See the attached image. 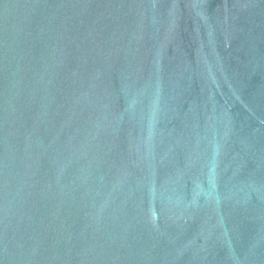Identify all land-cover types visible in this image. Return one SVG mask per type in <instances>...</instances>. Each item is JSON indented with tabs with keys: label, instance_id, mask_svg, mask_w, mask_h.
<instances>
[{
	"label": "water",
	"instance_id": "95a60500",
	"mask_svg": "<svg viewBox=\"0 0 264 264\" xmlns=\"http://www.w3.org/2000/svg\"><path fill=\"white\" fill-rule=\"evenodd\" d=\"M0 264H264V0H0Z\"/></svg>",
	"mask_w": 264,
	"mask_h": 264
}]
</instances>
